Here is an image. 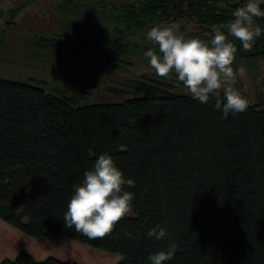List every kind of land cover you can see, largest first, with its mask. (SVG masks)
<instances>
[{"label": "trees", "instance_id": "trees-1", "mask_svg": "<svg viewBox=\"0 0 264 264\" xmlns=\"http://www.w3.org/2000/svg\"><path fill=\"white\" fill-rule=\"evenodd\" d=\"M236 2L64 0L58 10L67 22L58 34L66 43H40L67 56L102 54L117 70L148 51L128 39L148 23L196 20L212 32L247 0L228 5ZM254 19L262 33L250 51L228 37L237 48L233 68L264 57V17ZM171 81L142 76L130 82L140 96L80 104L82 92L57 96L36 81L0 79V219L31 238L50 235L122 253L127 259L119 264H151V254L172 244L177 251L165 264H264V105L225 117L214 97L201 104L172 92ZM105 152L135 181L126 189L135 197L131 214L110 235L89 240L65 227L64 214L74 186ZM156 224L167 229L159 241L147 236ZM0 264L79 263L35 261L22 251Z\"/></svg>", "mask_w": 264, "mask_h": 264}, {"label": "clouds", "instance_id": "clouds-1", "mask_svg": "<svg viewBox=\"0 0 264 264\" xmlns=\"http://www.w3.org/2000/svg\"><path fill=\"white\" fill-rule=\"evenodd\" d=\"M261 3L264 0H247L232 13L234 19L228 25H213L210 41L186 38L181 34L179 22L156 25L147 32V39L157 47L149 48L144 55L158 76L169 78L175 74L192 98L201 104L209 103L214 97L215 109L222 111L225 117L229 113L244 112L248 101L234 85L246 69L240 66L234 71L232 65L237 48L228 37L238 39L245 52L251 50L262 33L254 19L264 17ZM225 27L227 35L222 30ZM134 187L135 181L124 176L114 158L107 152L101 154L94 169L84 172L82 183L74 186V194L64 214L65 227H74L89 240L110 235L115 225L132 212L135 193L126 189ZM125 235L136 238L130 232ZM147 236L159 241L167 236V229L156 224ZM177 247L172 244L166 251L153 253L148 259L151 264H165L174 258ZM115 259L119 264L127 257L117 253Z\"/></svg>", "mask_w": 264, "mask_h": 264}, {"label": "rangeland", "instance_id": "rangeland-1", "mask_svg": "<svg viewBox=\"0 0 264 264\" xmlns=\"http://www.w3.org/2000/svg\"><path fill=\"white\" fill-rule=\"evenodd\" d=\"M62 1L0 0V79L25 84L36 81L47 92L57 96L82 92L85 95L79 103L92 104L119 103L127 97L140 96V92L130 88L131 81L139 80L142 76L155 79L160 77L151 68L145 55L131 59L127 66L115 70L107 66V60L102 54L82 52L67 56L43 48L40 42L48 40L66 43L58 34L60 27L67 22L58 10ZM75 1L88 3L94 0ZM235 1L239 0H228V3ZM170 22L165 19L150 22L145 30L128 39L147 50L156 48L147 39V32L156 25ZM176 22H179L181 34L186 38L199 37L209 41L207 37H211V32L204 31L196 20L183 19ZM240 66L246 72L237 77L234 87L239 89L248 104L264 105V57L238 60L234 71ZM167 79L172 80L174 85L172 92L191 95L175 74ZM71 242L76 244V248L71 250V256L77 258L79 261L75 262L79 264H117L116 254ZM51 257L59 259L56 255ZM59 260L67 259L62 256Z\"/></svg>", "mask_w": 264, "mask_h": 264}, {"label": "crops", "instance_id": "crops-1", "mask_svg": "<svg viewBox=\"0 0 264 264\" xmlns=\"http://www.w3.org/2000/svg\"><path fill=\"white\" fill-rule=\"evenodd\" d=\"M76 244L62 237L31 238L0 219V263L3 260H14L16 256L24 251L31 255L35 261H43L53 255L64 256L67 260L79 261L71 256V250ZM74 257V258H73ZM62 259V258H61ZM114 260V259H113Z\"/></svg>", "mask_w": 264, "mask_h": 264}, {"label": "water", "instance_id": "water-1", "mask_svg": "<svg viewBox=\"0 0 264 264\" xmlns=\"http://www.w3.org/2000/svg\"><path fill=\"white\" fill-rule=\"evenodd\" d=\"M244 0H239L238 2L234 3V4H228L229 6H235L236 4L242 3ZM225 2H227V0H225Z\"/></svg>", "mask_w": 264, "mask_h": 264}]
</instances>
